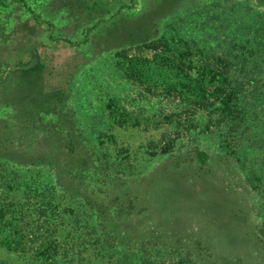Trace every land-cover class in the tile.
I'll use <instances>...</instances> for the list:
<instances>
[{"label": "trees", "instance_id": "1", "mask_svg": "<svg viewBox=\"0 0 264 264\" xmlns=\"http://www.w3.org/2000/svg\"><path fill=\"white\" fill-rule=\"evenodd\" d=\"M160 1V16L181 6L183 16L168 23L163 37L150 41L152 57L133 55L125 48L117 54V68L128 78L150 89L162 87L168 95L201 110L206 128H215L213 132L221 136L240 127L243 120L253 122L255 104L264 100V13L234 9L228 14L220 3L204 0ZM195 22L204 38L182 33ZM149 38L150 34L144 37ZM31 50L28 59L3 61L6 68L0 81L14 89H0V103L16 110L18 123L5 129L7 137H0V158L21 167L46 165L53 174L0 167V247L28 258V264H66L64 259L69 257L83 264H246L247 257L237 250L248 240L264 252V222L262 227L254 226L251 234L242 230V223H252L254 218L253 198L247 184L234 188L226 179L232 173V158L217 159L199 147L176 158L174 139L166 137L162 149L166 160L150 170L146 160L113 155L94 159L71 115L63 112L65 87L53 88L44 98L38 96L45 85L34 72L42 65L38 51ZM43 113H53L56 121L44 123ZM110 114L121 127L129 121L126 113L111 110ZM16 130L22 131L19 146L15 145ZM27 132L33 134L30 147L23 138ZM98 164L105 175L109 203L101 202L91 187H82L92 185L85 172ZM256 175L263 184L264 175L254 170L251 176ZM57 186L74 200L72 205L57 201ZM16 191L22 192L18 198L13 197ZM229 195H236L237 210L232 209ZM124 200L129 202L128 212L123 211ZM87 212L92 216H86ZM67 227H72L73 234L80 232L72 237L78 240L72 244V254L70 241L63 245L59 239ZM84 230L92 236L88 243L82 238ZM129 245L147 252L140 250L130 258L121 250ZM161 245L160 251L170 258L167 263L151 256ZM116 253L118 259H112ZM261 253L257 251V256Z\"/></svg>", "mask_w": 264, "mask_h": 264}, {"label": "rangeland", "instance_id": "2", "mask_svg": "<svg viewBox=\"0 0 264 264\" xmlns=\"http://www.w3.org/2000/svg\"><path fill=\"white\" fill-rule=\"evenodd\" d=\"M23 1L28 3L30 10ZM204 1L220 3L228 14H232L234 9L264 13V4L260 0ZM160 4V0H0V74L6 68L3 61L14 63L18 58L28 59L33 55L31 49L35 48L42 66L34 72V77L45 85L43 95L38 96L44 98L53 88L65 87L63 112L71 115L77 132L89 144L94 159L96 156L108 159L113 155L118 159L129 157L133 161L146 160L149 161L150 170L166 160L162 152L166 137L174 139L176 158L184 157L195 147L207 150L217 159L232 158V173L226 179L234 188L247 184L252 191L251 208L253 207L254 218H251L252 223H242V230L251 234L254 226L262 227L260 224L264 222V182L260 183L257 175L251 176L254 170L261 176L264 175V100L255 104L257 112L252 115L255 118L253 122L243 120L238 129H229L230 134L221 136L219 132H213L216 131L215 128H206L207 121H202L201 110L192 108L179 97L168 95L162 87L153 86L150 89L145 84L126 77L117 68V54L125 48L130 54L152 57L154 51L148 46L150 41L163 37L168 23L174 17L184 14L181 6L169 15L160 16ZM196 24L195 22L181 29L182 33L204 38L195 29ZM147 34H150L148 41L144 39ZM183 43L175 42L178 45ZM3 83L0 81V89H14ZM111 110L128 115L126 126L121 127L115 122L110 114ZM15 115L16 110L12 106L0 103V137H7L5 129L18 123ZM42 116L44 123L56 121L53 113H43ZM48 125L50 123L46 124ZM224 130L228 131L227 128ZM14 133L17 138L15 145L19 146L22 144V131L20 134L19 130ZM27 133L23 138L25 146L30 147L33 134ZM94 144L97 146L96 153ZM225 165L221 163V166ZM0 167L2 170L5 167L42 169L53 174L46 165L21 167L6 163L1 158ZM85 173L87 183L92 185L83 184L82 187H91L90 191L97 194L101 202L109 203L111 197L105 188V175L100 165ZM21 194L22 192L16 191L13 197L18 198ZM235 196H228L232 200L233 210H237ZM56 198L65 206L74 202L59 186ZM207 201L209 204L210 200ZM124 204L126 206L123 211L128 212L131 209L127 207L129 202L124 200ZM211 207L209 204L208 209ZM85 215L90 217L91 212ZM70 221L71 219H67V223ZM71 228L67 227L59 236L63 245H67L66 240L70 241V254L74 251L72 244L78 241L72 237L80 235L78 231L73 234ZM86 232L87 230L83 231L82 238L88 243L92 236ZM83 239H79V242ZM254 243L248 240L238 247L240 250L237 252L243 251L242 254L247 257L246 264H264V258L261 257L264 254L261 253L263 248L257 249ZM139 247L129 245L121 250H126L131 258L140 250H146ZM161 248L162 245L158 249L153 248L151 256L167 263L170 258L166 252L160 251ZM257 251L261 253L259 256ZM118 257L116 253L112 259ZM1 261L6 264H28V258L2 247ZM64 262L84 263L77 258L71 260V257L64 259Z\"/></svg>", "mask_w": 264, "mask_h": 264}]
</instances>
